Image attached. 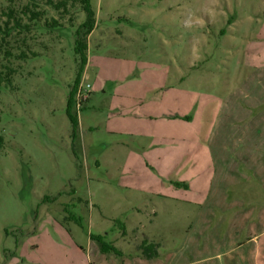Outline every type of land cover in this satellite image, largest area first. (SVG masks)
Masks as SVG:
<instances>
[{"label": "rangeland", "instance_id": "obj_1", "mask_svg": "<svg viewBox=\"0 0 264 264\" xmlns=\"http://www.w3.org/2000/svg\"><path fill=\"white\" fill-rule=\"evenodd\" d=\"M91 2L80 106V3L0 92V264H264V0Z\"/></svg>", "mask_w": 264, "mask_h": 264}, {"label": "trees", "instance_id": "obj_2", "mask_svg": "<svg viewBox=\"0 0 264 264\" xmlns=\"http://www.w3.org/2000/svg\"><path fill=\"white\" fill-rule=\"evenodd\" d=\"M41 2L42 0H29L21 7L20 12L12 5L7 10H2L0 15V92L3 88H15L14 80L19 72L16 61H33L42 54L33 49L32 40L35 39V36L31 35L33 29L40 28L41 20L47 15V11L41 8ZM43 2L60 13L59 18L45 19V27L48 31L57 30V28L64 29L60 18L69 14L70 8L77 3H80L85 13L84 20L76 27L74 33V50L77 56L78 70L74 85L68 95L69 108L72 109L76 103L78 87L88 63L89 36L96 27V11L91 0H43ZM23 16H27L28 21H24ZM70 21H73V17H70ZM69 117L76 130L77 118L70 111ZM5 143V137L0 133V149L4 148ZM153 256L154 254L147 255L149 258Z\"/></svg>", "mask_w": 264, "mask_h": 264}, {"label": "built area", "instance_id": "obj_3", "mask_svg": "<svg viewBox=\"0 0 264 264\" xmlns=\"http://www.w3.org/2000/svg\"><path fill=\"white\" fill-rule=\"evenodd\" d=\"M90 91H91V85L89 83H87L86 85H83L82 83H80L77 94H76V105L77 106H80L82 102L85 101L89 97Z\"/></svg>", "mask_w": 264, "mask_h": 264}, {"label": "crops", "instance_id": "obj_4", "mask_svg": "<svg viewBox=\"0 0 264 264\" xmlns=\"http://www.w3.org/2000/svg\"><path fill=\"white\" fill-rule=\"evenodd\" d=\"M143 109V108H142ZM200 164V162L197 164V165H199ZM211 167H216V163H215V160L213 159V157H212V161H211V163L209 164ZM263 216V215H262ZM263 222H264V219H261ZM251 239V238H250ZM231 251V250H230ZM227 254H228V252H227ZM226 254V255H227Z\"/></svg>", "mask_w": 264, "mask_h": 264}]
</instances>
